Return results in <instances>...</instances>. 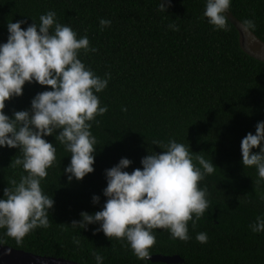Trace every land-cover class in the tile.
Segmentation results:
<instances>
[{"label": "trees", "instance_id": "obj_1", "mask_svg": "<svg viewBox=\"0 0 264 264\" xmlns=\"http://www.w3.org/2000/svg\"><path fill=\"white\" fill-rule=\"evenodd\" d=\"M160 0H0V44L6 43L8 23L26 20V30L49 11L60 24L69 26L78 38L87 36L97 52L80 51L79 58L97 76L111 74L108 87L100 93L101 106L108 111L92 122L98 141L94 172L83 180H68L64 169L71 154L55 136L44 137L57 148V159L41 181L52 197L49 228H38L21 243L0 229V244L36 255L96 264L93 252L104 264H166L142 261L126 241L107 238L98 224L73 228L81 213L102 210L107 198L105 172L122 158L132 161L125 171L142 169L141 160L164 150L154 141L174 139L216 166L214 174L200 182L207 189L210 207L195 226L189 221L187 242L173 239L167 230H155L152 255L179 256L174 264H264V233L254 234L250 225L264 216V180L255 167L242 163L241 141L258 122H264V60L245 52L239 31L231 21L251 20L249 31L264 43V0H232L227 12L228 30H213L204 16L206 0H171L166 12ZM112 21L101 30L99 21ZM176 25L173 31L169 25ZM51 90L26 83L23 95L5 102L10 118L31 109V101ZM126 108L124 111L122 109ZM57 135L59 130H57ZM18 148H0V199L26 175L13 166L22 157ZM259 149H253L258 152ZM99 196L98 204L93 196ZM200 232L208 242L196 240ZM73 237L80 245L73 243Z\"/></svg>", "mask_w": 264, "mask_h": 264}, {"label": "clouds", "instance_id": "obj_2", "mask_svg": "<svg viewBox=\"0 0 264 264\" xmlns=\"http://www.w3.org/2000/svg\"><path fill=\"white\" fill-rule=\"evenodd\" d=\"M231 3L206 0L204 16L213 30H228ZM170 6L171 0H160L159 10L166 12ZM39 20L26 30L21 27L26 20L8 23L7 42L0 44V148H18L22 157H17L13 166H22L27 173L19 182L13 180L0 199V229L18 244L36 229L51 226L49 210L54 200L44 193L41 181L57 159V148L44 137L55 136L71 154L70 164L64 169L69 182L73 178L83 180L95 170L98 141L91 132L92 122L108 111L96 93L108 87L111 74L101 78L79 58L81 50L85 54L97 52L88 37L78 38L72 28L58 22L54 11L41 15ZM99 24L103 30L111 27L112 21L101 19ZM243 27L245 31L254 30L255 24L246 20ZM169 28L179 31L174 24ZM26 83H38L51 90L38 93L30 111H17L10 118L4 112L5 102L22 96ZM153 144L164 151L150 152L142 158V169L125 171L132 164L127 158L107 169L103 191L107 200L102 210L95 214L82 212V219L71 224L80 229L98 224L94 235L102 231L110 240L126 241L142 261L151 259L157 229L167 230L173 239H191L189 221L195 226L210 207L207 189L201 188L200 182L216 170L212 161L194 156L188 146L174 139ZM241 153L243 165L255 167L264 180V122L257 123L255 135L249 132L242 139ZM260 199L264 200V195ZM92 200L98 204L100 197L94 195ZM250 228L254 234L264 233V216H258ZM196 240L206 244L207 233H198ZM73 243L79 246L80 240L73 237ZM92 255L96 264H104V257L95 252Z\"/></svg>", "mask_w": 264, "mask_h": 264}, {"label": "water", "instance_id": "obj_3", "mask_svg": "<svg viewBox=\"0 0 264 264\" xmlns=\"http://www.w3.org/2000/svg\"><path fill=\"white\" fill-rule=\"evenodd\" d=\"M231 21L236 25L239 31L240 45L242 47L241 35L243 26L235 19L231 18ZM150 261L152 262H163L166 264L180 263L183 260L177 256H166V255H152ZM0 264H80L71 260L47 257L36 255L23 250L14 249L12 247L0 244Z\"/></svg>", "mask_w": 264, "mask_h": 264}, {"label": "rangeland", "instance_id": "obj_4", "mask_svg": "<svg viewBox=\"0 0 264 264\" xmlns=\"http://www.w3.org/2000/svg\"><path fill=\"white\" fill-rule=\"evenodd\" d=\"M242 48L250 55L264 60V43L261 42L249 30L245 31L243 28L241 35Z\"/></svg>", "mask_w": 264, "mask_h": 264}]
</instances>
